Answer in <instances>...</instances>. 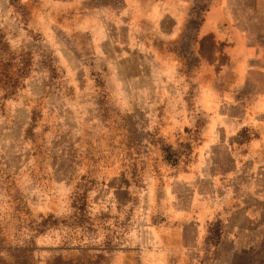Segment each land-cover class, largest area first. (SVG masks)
Returning a JSON list of instances; mask_svg holds the SVG:
<instances>
[{
  "label": "rangeland",
  "instance_id": "374dc122",
  "mask_svg": "<svg viewBox=\"0 0 264 264\" xmlns=\"http://www.w3.org/2000/svg\"><path fill=\"white\" fill-rule=\"evenodd\" d=\"M126 8L0 0V264H243L225 239L257 201L217 125L202 151L196 25L169 42ZM197 204L227 211L179 224Z\"/></svg>",
  "mask_w": 264,
  "mask_h": 264
},
{
  "label": "crops",
  "instance_id": "0c3cea01",
  "mask_svg": "<svg viewBox=\"0 0 264 264\" xmlns=\"http://www.w3.org/2000/svg\"><path fill=\"white\" fill-rule=\"evenodd\" d=\"M123 1L126 12L159 27V34L169 42L180 39L186 25H196L187 38L196 59L192 98L208 119L202 151L207 143L212 148L217 125L226 140L219 147L232 153L233 168L243 169L253 186L249 197L257 201V208L249 213L251 225L239 234L229 233L225 242L237 249L231 254L241 257L243 264H264V0ZM165 23L170 27L165 28ZM130 26L137 30L133 23ZM136 44H129L130 56L150 54ZM132 60L125 58L122 63ZM143 60L133 71H145ZM169 70L174 72V67ZM207 211L220 221L227 209L197 204L176 220L198 226L196 219Z\"/></svg>",
  "mask_w": 264,
  "mask_h": 264
}]
</instances>
